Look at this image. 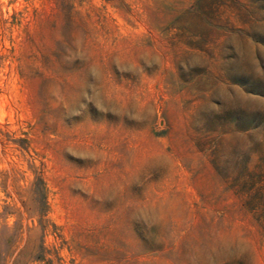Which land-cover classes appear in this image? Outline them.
Listing matches in <instances>:
<instances>
[{
  "label": "rangeland",
  "instance_id": "obj_1",
  "mask_svg": "<svg viewBox=\"0 0 264 264\" xmlns=\"http://www.w3.org/2000/svg\"><path fill=\"white\" fill-rule=\"evenodd\" d=\"M0 264H264V0H0Z\"/></svg>",
  "mask_w": 264,
  "mask_h": 264
}]
</instances>
